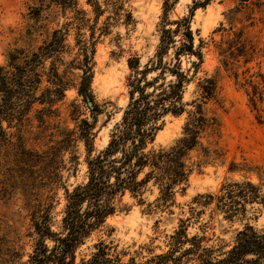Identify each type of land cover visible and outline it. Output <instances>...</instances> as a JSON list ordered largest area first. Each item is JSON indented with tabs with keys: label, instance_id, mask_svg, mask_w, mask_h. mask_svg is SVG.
<instances>
[{
	"label": "rangeland",
	"instance_id": "374dc122",
	"mask_svg": "<svg viewBox=\"0 0 264 264\" xmlns=\"http://www.w3.org/2000/svg\"><path fill=\"white\" fill-rule=\"evenodd\" d=\"M97 1L98 12H102L99 17L94 6ZM166 1L122 0L124 10L116 16L108 0H91V3L78 0V8L86 13L81 30L83 39H91L94 33L96 40L91 88L102 112L94 114L91 102L87 103L78 92L83 71L71 67L73 60H78L79 51L76 12L64 10L55 0H0L2 66L9 64L11 54L16 51L26 55L37 51L52 39L56 29L68 31L66 50L45 63L46 70L56 63L60 73L66 74L70 81L64 99L56 103L50 117L46 116V123L38 118L37 109L43 105L37 104L24 125L10 128L15 140L21 139L26 149L47 150L62 139L65 130L77 129L83 119L96 122L92 156L105 148L130 99L129 59L139 57L143 67L156 53L164 27L175 30L176 21L189 19L194 47L203 53L201 62L196 55L181 57L183 68L191 74L198 64L197 73L186 86V111L179 116L168 115L155 141L156 146L174 145L183 136L190 113L202 105L210 126L202 134L203 146L190 153L191 161L202 166H196L186 190L178 192L176 203L167 209L157 207L156 187L145 193L144 203L127 193L124 203L128 209L116 212L94 231L80 247V256H88L95 251L97 243L105 241L124 261L135 258L144 262L166 252L170 248V236L178 229L181 219L189 217V236L206 235L205 245L223 250L229 248L237 230L246 223L264 230L261 203H248L246 214H240L234 221L217 209V197L229 183L251 181L264 189V0H211L193 13L195 3L204 0H169L171 8L167 13ZM127 13L132 15L130 21L126 20ZM106 26L109 29L104 32ZM182 31L176 35L177 40L182 37ZM173 51L172 48L167 59L173 57ZM210 78L215 81V90L210 98H205L202 85ZM204 147L209 149V156ZM71 151L65 154L67 167L62 172V182L70 190L87 179L88 170L85 143L80 141L75 149L76 162L70 161ZM3 153L0 242L6 247L14 245L22 249L26 260L34 244L33 211L47 208L53 201L51 197L55 198L51 211L53 228L57 229L66 203L65 187L51 191L40 186L29 192L27 179L31 177L27 168H22L19 154L10 148ZM209 193L215 195L211 205L195 201L200 194ZM200 210L204 212L197 214ZM186 264L199 263L190 260Z\"/></svg>",
	"mask_w": 264,
	"mask_h": 264
},
{
	"label": "trees",
	"instance_id": "16d2710c",
	"mask_svg": "<svg viewBox=\"0 0 264 264\" xmlns=\"http://www.w3.org/2000/svg\"><path fill=\"white\" fill-rule=\"evenodd\" d=\"M55 1L64 10L73 9L76 12L74 18L79 22L80 30L77 41L79 51L78 60H73L71 67L83 71L78 92L87 103H92L94 114L100 113L101 108L95 102L91 88L96 40L94 33L89 40L83 39L84 34L81 33L86 13L78 8V0ZM210 1L195 3L192 13ZM108 4L116 16L122 15V0H108ZM94 6L96 12L100 11L98 1ZM170 8L171 4L167 0L165 12ZM101 14L98 12V17ZM131 19L132 15L127 13L126 20ZM175 23V30L162 29L158 49L143 67L140 66L139 57L129 59L132 70L129 76V102L107 146L94 156L95 121L83 119L77 129L65 130L62 139L45 151L26 149L21 139L15 140L14 134L10 132V128L24 125L37 104L43 105L37 109L38 118L41 123H46V116L50 117L56 110V103L64 99L70 81H67L66 74L60 73L56 63H52L48 70L45 63L66 50L68 31L56 29L52 39L37 51L30 55L16 51L11 54L7 66L0 65V165L4 150L10 148L13 153L19 154L22 168H27L30 174L31 179H27L29 192L34 187L43 186L52 191L64 186L66 198L58 228H53L51 208L55 198L51 197L53 201L50 206L37 208L32 213L34 244L28 258L23 260L25 252L22 249L14 245L6 247L0 242V264H186L190 260H196L199 264H264V230L259 231L246 223L237 230L229 248L223 250L222 247L205 245L206 235L189 236L190 217L181 219L178 229L170 236V248L166 252L155 254L144 262L135 258L124 261L113 251V246L105 241L97 243L95 251L88 256L78 253L92 233L100 229L110 216L128 209L124 203L127 193L144 203L145 193L156 187L159 191L157 207L167 209L176 203L177 193L186 190L196 166H202L193 163L190 158L193 150L203 146L202 134L210 126L209 118L200 104L190 113L183 136L174 145H155L166 117L170 114L179 116L186 111V86L197 73L198 64L194 74H191L190 70L183 68L181 57L196 55L200 62L203 61L202 51L194 47L190 20ZM108 29L109 26H106L104 32ZM181 30L183 35L177 40L175 37ZM172 48L173 57L167 59ZM46 81L48 84L44 85ZM202 88L204 97L210 98L215 90V81L207 79ZM259 97L263 100L262 94ZM80 141L85 143L88 151L87 179L70 190L62 182V172L67 167L65 154L72 150L70 161L76 162L78 156L75 149ZM205 153L209 156L208 148H205ZM36 166L39 168L35 169ZM223 190L217 197V209L222 210L231 221L240 214H246L248 203L264 205V189L251 181L229 183ZM214 200L215 195L210 193L200 194L195 199L204 206L211 205ZM203 212L200 210L197 214Z\"/></svg>",
	"mask_w": 264,
	"mask_h": 264
},
{
	"label": "water",
	"instance_id": "95a60500",
	"mask_svg": "<svg viewBox=\"0 0 264 264\" xmlns=\"http://www.w3.org/2000/svg\"><path fill=\"white\" fill-rule=\"evenodd\" d=\"M90 106H92V103H90Z\"/></svg>",
	"mask_w": 264,
	"mask_h": 264
}]
</instances>
